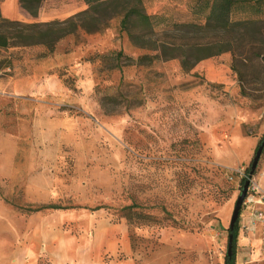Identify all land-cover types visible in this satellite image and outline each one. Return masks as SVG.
Segmentation results:
<instances>
[{
    "label": "rangeland",
    "instance_id": "rangeland-1",
    "mask_svg": "<svg viewBox=\"0 0 264 264\" xmlns=\"http://www.w3.org/2000/svg\"><path fill=\"white\" fill-rule=\"evenodd\" d=\"M152 1L158 33L204 24L195 0ZM244 7L233 21H264V3ZM86 9L48 1L34 23ZM145 55L120 18L52 54L0 49V264H51L57 236L95 231L100 264H224L240 182L264 139V61L238 65L240 79L230 53L187 73L178 60L137 63ZM262 165L264 153L251 182ZM50 205L64 210L30 212ZM251 216L243 205L240 229ZM252 232L239 231L236 264H264V234Z\"/></svg>",
    "mask_w": 264,
    "mask_h": 264
},
{
    "label": "trees",
    "instance_id": "trees-1",
    "mask_svg": "<svg viewBox=\"0 0 264 264\" xmlns=\"http://www.w3.org/2000/svg\"><path fill=\"white\" fill-rule=\"evenodd\" d=\"M2 0H0L1 2ZM50 0H19L20 7L36 18L42 4ZM193 1V0H190ZM87 9L63 22L25 24L2 18L0 15V49L44 47L47 54L64 38L83 32L88 35L106 30L109 23L120 18V32L126 33L132 46L152 55L138 58L137 63L178 60L184 72H190L200 62L220 55H232V69L242 77L238 65L264 61V21H233L237 12H245L246 5L259 6L264 0H195L192 13L203 16V25L175 23L162 32H156L159 16L147 14L143 0H84ZM259 14V9H256ZM118 58L123 53L117 54ZM261 143V142H260ZM260 145V144H259ZM258 145V146H259ZM258 148V147H257ZM257 151V149H256ZM242 179L240 185L249 178ZM64 210L58 206L34 209ZM228 236L230 234L229 230ZM239 219L235 224L232 255L224 264H236V243Z\"/></svg>",
    "mask_w": 264,
    "mask_h": 264
},
{
    "label": "crops",
    "instance_id": "crops-1",
    "mask_svg": "<svg viewBox=\"0 0 264 264\" xmlns=\"http://www.w3.org/2000/svg\"><path fill=\"white\" fill-rule=\"evenodd\" d=\"M50 1L55 4L64 0ZM152 3L156 6H162L164 4L163 0H153ZM43 4L38 16L36 18H33L20 7L19 0H2L0 2V14L2 18L11 21H24L27 23L43 21L44 19L41 17ZM144 6L147 7V4L145 2ZM158 15H160V13L155 12L151 16ZM253 182L258 186L259 190L264 193V165H262V167L259 169L258 173L254 177ZM239 231H258L259 234H264V230H262L259 225H251V218L247 219L245 225H243L241 229L239 227ZM104 235V231H95L92 238H83V240L80 242L76 239L67 238L63 235L57 236L54 239V246L51 249H46V252L51 253V255H49L48 257L49 262L51 264H100L102 260V254H105L106 252V245L103 240ZM113 236L114 242L112 244L111 240H108V252H111V246H116V238L115 235Z\"/></svg>",
    "mask_w": 264,
    "mask_h": 264
},
{
    "label": "water",
    "instance_id": "water-1",
    "mask_svg": "<svg viewBox=\"0 0 264 264\" xmlns=\"http://www.w3.org/2000/svg\"><path fill=\"white\" fill-rule=\"evenodd\" d=\"M262 153H264V139H262L260 145L257 148V151L253 157V160L251 162L250 165V173H249V178L247 179V181L243 184L242 189H241V193L235 203L233 212H232V216L230 219V223H229V236H228V246H227V255L228 257H231L232 255V248H233V235L232 232L234 231V227L235 224L237 223L239 217H240V211L242 209L243 206V202L247 196L248 193V189H249V185H250V180L253 176V174L255 173L257 166L259 164L260 158Z\"/></svg>",
    "mask_w": 264,
    "mask_h": 264
},
{
    "label": "built area",
    "instance_id": "built-area-1",
    "mask_svg": "<svg viewBox=\"0 0 264 264\" xmlns=\"http://www.w3.org/2000/svg\"><path fill=\"white\" fill-rule=\"evenodd\" d=\"M243 205L252 209L251 225H259L264 230V193L251 180Z\"/></svg>",
    "mask_w": 264,
    "mask_h": 264
}]
</instances>
